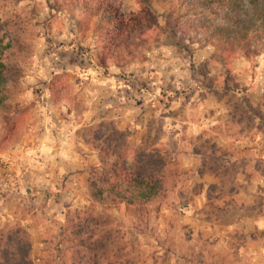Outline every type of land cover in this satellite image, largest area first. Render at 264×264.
<instances>
[{
    "label": "rangeland",
    "instance_id": "1",
    "mask_svg": "<svg viewBox=\"0 0 264 264\" xmlns=\"http://www.w3.org/2000/svg\"><path fill=\"white\" fill-rule=\"evenodd\" d=\"M120 2L121 11L125 14L132 13L137 19L138 29L130 36L135 55L120 66L108 62L105 70L122 68L123 79L134 87L126 90L127 100L140 101L143 98L140 91L144 96L148 93L161 99L170 98L181 90L182 93L188 91V96H191L195 92H201V86L213 87L220 80L227 85L228 93L224 94L214 88L211 91L218 97L226 96L227 100L232 101L235 96L232 91L237 87H246L245 84L250 82V87L253 88L251 83L256 78H264V51L250 58L237 54L224 63L215 43L201 41L199 44L187 39L181 41L168 34V27L161 17L162 10L159 7H154L157 11L154 13L149 8L141 7L135 0ZM82 3L83 0H0V33L4 35L3 44L6 45L2 56L4 61L8 59L19 70L15 80L7 82L6 96L0 103V177L8 174V164L16 158L14 154L22 155L26 146L34 144L33 135L42 131L40 119L50 109L58 116L72 112L81 124L79 131L87 137L93 130L89 124L91 119L103 117L109 112V109H91L90 112L84 84H79L78 78L73 74L75 68H85L93 64L89 56L95 54V44L99 37L95 18H86ZM191 36L190 34L189 37ZM15 37L22 42L21 48L7 45ZM154 48L171 50L181 69H184L182 63H186L189 78L185 77V83H182L186 84L188 79V86L181 90L170 87L173 81L172 73H168L169 59L159 60L157 67H150L151 58L147 51ZM203 50L208 51V59L199 61V52ZM259 66L263 71L258 74ZM206 71H210L212 76L206 74ZM157 79L165 82L166 88L155 89ZM257 96L264 97V90ZM133 101L132 104L135 105ZM234 108L245 116V122H248L247 118L251 114L257 117L264 115V110H259L258 107L248 117L240 107ZM261 121L264 123L263 116ZM94 123L99 124L100 132L105 128L113 136L109 141L113 147L118 150L125 149L129 163L137 155L144 165L149 164L142 172L159 175L161 188L151 203L143 207L126 206L121 203L92 201L85 180L87 201L82 208L90 206L93 213L107 214L115 220L120 227L118 237L126 245L123 253L134 258V264H203L205 259L211 261L204 257H210L211 252L203 250L204 256L201 255L199 248L203 237L194 230L200 220L208 219V216H204L203 191L205 185L211 182L199 180V172L186 168L182 165L184 162L176 160V140L172 138L155 145V139L162 135L160 125L154 131V138L149 126L144 136L136 140L134 131L128 129L124 133L115 121L101 118ZM214 164L216 165L213 161ZM221 166L232 168L231 170L235 167L227 163ZM207 189L211 193H206L207 196L224 194L220 190L225 189L230 191L227 193L229 195L235 190V183H226V186L211 183ZM184 205H190L197 216L184 212ZM74 210L78 209L66 210L65 213ZM2 216L1 213L0 229L18 224L26 230L18 221H9ZM63 220L55 225L54 231L43 236L46 243L41 253L33 256L34 264H62L54 247L60 242ZM62 244L64 242H60L61 247ZM216 252L220 253L218 260L224 263L227 258L224 256L225 251L219 249ZM227 259L233 261V257Z\"/></svg>",
    "mask_w": 264,
    "mask_h": 264
},
{
    "label": "crops",
    "instance_id": "2",
    "mask_svg": "<svg viewBox=\"0 0 264 264\" xmlns=\"http://www.w3.org/2000/svg\"><path fill=\"white\" fill-rule=\"evenodd\" d=\"M199 54L208 59V51ZM182 64L184 69L179 66L178 74L171 76L170 85L180 90L189 82L187 79L184 84L189 69L186 63ZM261 69L259 66L258 74ZM122 71L120 67L112 71L93 64L73 71L79 84H84L90 112L109 109L103 117L92 118L89 124L101 118L115 121L124 133L128 129L134 131L136 140L144 136L149 126L154 138V131L160 125L162 135L155 139V145L174 138L176 160L199 172V180L223 186L234 182L235 190L229 195L230 191L225 189L220 190L224 194L216 192L207 196L206 193L211 194L207 189L211 183L205 185L204 216L208 219L200 220L194 227L203 237L201 255L204 256L203 250L211 252L210 257L204 256L211 261L205 259L203 264H264V123L260 122L264 115L250 116L257 107L264 110V97L257 96L264 90V78H256L251 83L253 88L250 82L246 87H237L232 91L235 95L232 101L211 91L214 88L228 93L227 85L220 80L213 87L201 86L203 90L191 96L181 90L161 99L148 93L144 96L140 91L143 98L133 101L127 100L126 90L134 87L123 79ZM206 74L212 76L210 71ZM156 82L155 89L166 88L165 82ZM237 106L250 116L246 117L248 122L236 111ZM40 125L42 131L33 135L40 159L25 161L23 155L14 154L16 158L8 164V174L0 177V214L25 227L33 256L41 253L46 243L43 236L54 231L66 210L83 207L87 201L85 180L91 170L101 167L99 149L81 134V124L72 112L58 116L50 109L40 119ZM225 163L235 167L233 170L222 167ZM219 249L225 251L227 258L233 257V261L224 256L226 261H219L220 253L216 252Z\"/></svg>",
    "mask_w": 264,
    "mask_h": 264
},
{
    "label": "trees",
    "instance_id": "3",
    "mask_svg": "<svg viewBox=\"0 0 264 264\" xmlns=\"http://www.w3.org/2000/svg\"><path fill=\"white\" fill-rule=\"evenodd\" d=\"M120 1L83 0L86 18H95L99 30L95 54L89 56L95 67L106 69L108 62L120 66L135 55L130 36L138 29L137 19L121 11ZM135 1L154 13V7H159L168 34L174 38L215 43L224 63L237 54L250 58L264 51V0ZM3 41L0 33V103L6 96L7 82L15 80L19 72L8 59L4 61ZM10 44L16 48L23 45L16 37L7 42ZM90 127L93 132L88 138L99 149L101 161L100 169L91 170L87 179L92 201L143 207L155 200L161 188L159 175L143 173L150 165H144L137 155L129 163L125 149L109 143L113 136L105 128L100 132L99 124ZM61 227L60 242L64 245L59 242L54 250L62 264H134V258L123 253L126 245L118 237L120 227L107 214H95L90 206L66 212ZM34 259L26 230L18 224L0 229V264H34Z\"/></svg>",
    "mask_w": 264,
    "mask_h": 264
},
{
    "label": "built area",
    "instance_id": "4",
    "mask_svg": "<svg viewBox=\"0 0 264 264\" xmlns=\"http://www.w3.org/2000/svg\"><path fill=\"white\" fill-rule=\"evenodd\" d=\"M209 48V47H207ZM172 54H174L171 50H167V49H151L147 51V55L148 57L151 58V61L149 62L150 67L151 68H155L158 66L159 64V60L162 59H169L170 61H168V64L170 65V72L172 74H178L179 72V65L178 63L175 61L174 57L172 56ZM206 59V56L204 54H199L198 55V60L199 61H204ZM22 155L23 157L26 159L25 161H35V160H39L40 159V151L38 150V147L36 144L30 145V146H26L23 150H22ZM182 210L184 212L193 214L194 216H197V214H194V210L190 207V205H184Z\"/></svg>",
    "mask_w": 264,
    "mask_h": 264
}]
</instances>
